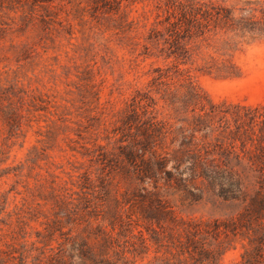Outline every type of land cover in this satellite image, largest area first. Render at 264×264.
I'll list each match as a JSON object with an SVG mask.
<instances>
[{"label": "rangeland", "instance_id": "1", "mask_svg": "<svg viewBox=\"0 0 264 264\" xmlns=\"http://www.w3.org/2000/svg\"><path fill=\"white\" fill-rule=\"evenodd\" d=\"M213 1L235 17L264 7V0ZM163 9V0H121L119 11L110 14L100 0H0V259L12 247L30 250L34 243L40 250L36 234L46 236L55 217L63 231L85 237L83 198L103 213L121 200L129 186L115 178L110 195L103 194L98 177L112 170L95 162L93 144L115 150L111 132L136 92H149L157 118L175 127L179 117L162 99L163 91L179 98L188 79L215 103L264 100V39L218 34L175 73L174 62L145 40L150 29H161ZM223 59L237 68L236 76L217 71ZM167 69L170 79L157 80ZM11 109L19 116L10 131L3 114ZM86 177L90 187L80 190ZM170 203L183 220L226 218L238 210L211 194L195 203L174 194ZM110 216L88 221L93 230L100 224L108 232ZM118 232L116 226L115 238ZM18 233L25 237L11 240ZM240 253L237 243L222 263L232 264Z\"/></svg>", "mask_w": 264, "mask_h": 264}, {"label": "trees", "instance_id": "2", "mask_svg": "<svg viewBox=\"0 0 264 264\" xmlns=\"http://www.w3.org/2000/svg\"><path fill=\"white\" fill-rule=\"evenodd\" d=\"M163 1L161 29H150L145 40L164 60L174 62L175 73L218 34L264 39L263 6L235 17L213 0ZM100 4L105 14L117 13L121 0H100ZM167 71L157 80L170 79ZM217 71L232 77L237 68L223 59ZM159 85L168 84L161 81ZM183 88L179 98L166 89L162 97L179 117L177 127L157 118L149 92H136L111 132L116 137L115 150L105 152L93 144L95 162L112 170L98 177L103 194L110 195L115 178L129 186L120 201L114 200L110 213L83 198L80 210L88 216L83 220L85 237L72 236V229L63 231L55 217L46 236L36 234L40 250L34 243L30 250L12 247L9 253L2 252L5 257L0 264H27L29 258L31 264H223L237 243L241 253L232 264H264V100L256 105L215 103L190 79ZM18 116L13 109L3 114L10 131ZM85 181L80 190L90 187L87 177ZM174 194L192 203L211 194L238 210L226 218L183 220L170 203ZM106 214L111 215V231L100 224L93 230L89 218L97 221L100 217L104 222ZM17 226L22 232L20 222ZM116 226L117 238L113 235ZM19 233L11 240L25 237Z\"/></svg>", "mask_w": 264, "mask_h": 264}]
</instances>
